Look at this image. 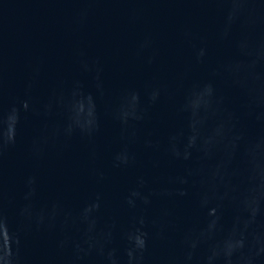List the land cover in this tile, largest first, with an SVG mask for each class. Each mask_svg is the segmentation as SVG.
I'll list each match as a JSON object with an SVG mask.
<instances>
[{
    "label": "water",
    "instance_id": "1",
    "mask_svg": "<svg viewBox=\"0 0 264 264\" xmlns=\"http://www.w3.org/2000/svg\"><path fill=\"white\" fill-rule=\"evenodd\" d=\"M0 264H264V0H0Z\"/></svg>",
    "mask_w": 264,
    "mask_h": 264
}]
</instances>
